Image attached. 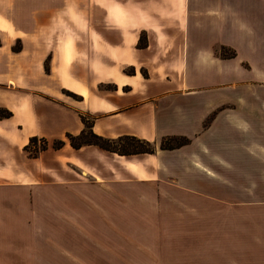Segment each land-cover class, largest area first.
Wrapping results in <instances>:
<instances>
[{
	"label": "crops",
	"instance_id": "obj_1",
	"mask_svg": "<svg viewBox=\"0 0 264 264\" xmlns=\"http://www.w3.org/2000/svg\"><path fill=\"white\" fill-rule=\"evenodd\" d=\"M253 80L264 0H0V264H264L216 229L233 222L209 182L223 160L264 174V101L232 100ZM86 122L155 152L68 150ZM32 138L65 145L30 158Z\"/></svg>",
	"mask_w": 264,
	"mask_h": 264
},
{
	"label": "rangeland",
	"instance_id": "obj_2",
	"mask_svg": "<svg viewBox=\"0 0 264 264\" xmlns=\"http://www.w3.org/2000/svg\"><path fill=\"white\" fill-rule=\"evenodd\" d=\"M146 38L145 35H141L140 44L145 42ZM221 53L223 56H229L230 52L224 48H221ZM130 72V71H128ZM250 91H245L239 95H232V100H236L235 97H242V103L247 105H252L253 107L260 106L262 100L264 101V86H260V84L256 83L253 80V84L248 87ZM258 96V97H257ZM262 99V100H261ZM234 102H232L233 104ZM256 105V106H255ZM1 115L4 114L3 112L0 113ZM249 112H238L237 116L241 119H244L245 116L249 117ZM252 116L259 117V112L252 113ZM214 115H212L205 123V127L210 126L213 122ZM89 125V122H87ZM260 127V123H255ZM172 136L166 137L171 138ZM84 139H90V135L88 134L85 136ZM68 141V140H67ZM131 141H123V143L114 144V148L117 150H126L128 152L132 151L133 147L130 146L129 143ZM161 142V140H160ZM159 142V143H160ZM68 146H70L69 141L67 142ZM132 143V142H131ZM135 145L136 143L133 142ZM176 141L171 142V144H176ZM65 142L62 147H64ZM58 146V143H51L50 145L45 142L43 139H37L34 143H29L24 150L26 151L28 157L30 158H37L40 153L43 151L48 150H60L55 149ZM159 146V145H158ZM85 147V146H82ZM81 147V148H82ZM70 147H67L70 150ZM97 148V147H96ZM146 149V147H137ZM227 159V158H226ZM222 167L225 169L224 171L230 174L222 175L220 177L216 176L214 180H210L209 182L214 183H221L227 190L222 191L219 193L220 199L226 203L228 207H226V213H222V216L225 215L231 218L230 220L233 222L231 224L226 223L215 225L216 229L220 230L221 232H230L231 235H235L236 239L230 240L232 244L235 245L233 249L240 252L241 248H246L247 251L249 250L252 252L254 260L259 258L260 253L264 254V174H255L251 175V171L247 174L245 170L241 169L244 167L242 163L237 165L238 170L235 171L232 169V166L227 161H222ZM240 168V169H239ZM33 178V177H32ZM19 179V177L17 178ZM17 179H13L12 183L19 182L16 181ZM21 180V179H20ZM66 180V179H64ZM195 180V179H194ZM32 183H37L36 179L31 180ZM24 182V181H20ZM30 195L35 198L37 193H30ZM230 204V206H229ZM236 205V207H234ZM217 215H215L216 217ZM251 217L252 221H249V224H244V218L249 219ZM199 226V225H196ZM220 248L224 250L228 246L227 240H221ZM264 260V255H262ZM251 257V256H250Z\"/></svg>",
	"mask_w": 264,
	"mask_h": 264
},
{
	"label": "trees",
	"instance_id": "obj_3",
	"mask_svg": "<svg viewBox=\"0 0 264 264\" xmlns=\"http://www.w3.org/2000/svg\"><path fill=\"white\" fill-rule=\"evenodd\" d=\"M3 112L4 114H0V118H9L11 116V113H9L8 111H3L0 110V113ZM84 129L82 130V132L79 135L76 136H72V135H67L66 138L70 143V146L73 149H80L82 146H95L101 150L104 151H108V152H112V153H116L118 155H124V156H130V155H139V154H153L155 152V145L148 142V141H144L135 137H122L119 138L118 140H109V139H105L102 138L100 136H97L96 134H94L91 130V126L88 125V123H84ZM90 135V139H84L85 136ZM37 140V138H32L30 139L29 143H34ZM123 141H131L129 142L133 148L132 151L128 152L126 150H117L116 148H114V144H116V142L118 143H123ZM176 141V144H171V142ZM58 143V146L55 147V149H60L63 144L64 141H55L54 143ZM135 142L136 145L133 143ZM53 143V144H54ZM188 144V140L184 137H171V138H163L161 140V142L159 143V149L161 150H173V149H177L180 148L184 145ZM146 147V149L143 148H137V147ZM26 148V147H25Z\"/></svg>",
	"mask_w": 264,
	"mask_h": 264
}]
</instances>
